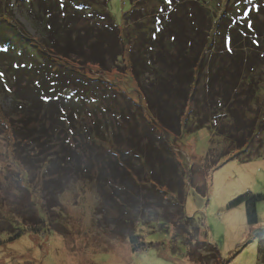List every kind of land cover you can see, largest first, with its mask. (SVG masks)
<instances>
[{"label":"rangeland","instance_id":"rangeland-1","mask_svg":"<svg viewBox=\"0 0 264 264\" xmlns=\"http://www.w3.org/2000/svg\"><path fill=\"white\" fill-rule=\"evenodd\" d=\"M156 1L159 0H78L83 12L73 18L70 24H67V28L72 32L84 31L90 36L93 33L105 43H109L110 36L107 31L111 30L110 24H115L122 30L130 24L135 28L142 20L146 27L158 30L159 25L156 26L157 22L160 23L158 18H162V14L166 13H163L165 5H161L164 8L160 10V3H155ZM187 1L188 10L185 9V12L182 11L180 14L187 13L196 20L195 23L191 22L192 31L188 29L189 32L186 33L181 31L174 33V30L169 28L172 38L178 39L176 45L171 46L170 52L157 51L161 48L158 46L163 44L158 41L163 36V32H159L161 34L154 38L151 34L147 35V39L145 35L140 34L137 45H135L136 41L132 40L129 46L125 39L121 42L123 46L121 57L119 56L114 63H107L105 68L89 62L83 64L75 56L54 58V61L48 56L46 60L50 65H55L59 61L60 67L65 66L67 69H62L59 77L52 79L51 83L40 82L41 91L38 92L39 96L33 108L36 111L42 110L40 96L43 92H51L61 99L68 92L65 90H68L69 86L71 89L81 91L88 83L93 85L90 78L102 80L100 81L102 83H99L102 88L116 90L108 94V99L115 93L118 102H123V98L117 93L122 91L138 102L141 78L127 58L128 55L143 56L145 50H151L152 45L146 49V43H151L152 38L156 41L155 52H162L163 55L165 53L166 57L172 56L173 60H180V63L184 64L183 70L181 68L185 73L183 76L190 75L188 63L198 56L197 51L200 47L202 51L207 52L209 60L220 58L223 48L233 49L231 54L244 55L243 64L252 62V60L248 62L249 59H255L260 69L255 70L254 74H249L245 69L242 74L248 75V79L243 83L238 81L234 84L228 100L225 98V93L215 86L212 92L208 89L205 93H200L206 97L204 103L200 102V104L208 105L204 116L208 115V118H211L209 125H198L192 129L186 127L180 136L172 138L175 136L173 133H169V136L173 135L170 142L174 146V157L179 162L182 173L180 180L184 214L190 219L188 230L198 241H206L215 246L223 264H258V240L255 231L264 227V125L262 124L264 107L260 106L259 109L253 93L258 85L263 86L264 89L263 0L250 3L251 14L260 11L261 15L258 16V21L262 24V35L258 38L248 36L241 27L239 32L237 31L241 24L240 17L227 18L226 13L221 14L225 9L233 8L235 0H207L212 5L211 9L217 11V15H214L210 9L213 16L211 29H208L210 39L205 35L208 25L207 23L203 25V22H207L205 14L208 13L206 9L208 2ZM40 3L42 4L41 0H0V52L6 48L12 51L16 49L13 48L16 45H21L18 38L12 37V29L18 33L19 38H23L22 41H32L36 46L42 45L43 28L33 12L39 8ZM230 14L233 15L232 12ZM166 24H160L163 25L164 36L169 33L166 31ZM200 24L203 27L197 28ZM202 45H206V49ZM218 48L221 51L216 55ZM157 54L153 52V59ZM149 57L148 54L146 58ZM1 59L0 53V72L4 73L3 78H0V90H2L0 91L2 111L0 112V215L26 216L27 211L24 213L22 210L26 208L28 199L34 198L33 202H37V205L33 208L43 210L42 218L45 225L41 229L35 228L37 229L35 231L24 229L19 225L18 228L22 233L14 239H9L10 234L7 232L0 233V264H198L188 255L184 240L174 231L173 225L166 226L153 221L144 225L134 221L125 224L122 220L117 221L119 218L117 213L111 215L109 212L107 218L102 217L101 213L97 214L95 183L81 186L80 183L83 182L72 183L73 179L70 178L71 182L67 183V189L61 194L60 202L59 199L54 198V192L49 195L41 189L40 179L43 181L44 179L37 177L39 174L37 168L42 163L38 160L31 161V158L28 161L13 135L20 127L21 116L14 113L7 92L13 90L10 85L16 77L12 78V74L9 73L10 65L2 64ZM176 64L178 70L179 63ZM16 76L17 80L21 78L20 73ZM218 92L224 95L222 99L214 98ZM262 93L264 94V91ZM239 99L241 102H237ZM261 101L259 99V102ZM193 102L198 106L196 99ZM192 105V101L187 103L185 116L191 112ZM85 110L86 118L93 120V111L100 116V109L98 107L95 109L90 102ZM257 115L261 116L260 121L257 120ZM181 116L183 119L184 114ZM66 117L68 119L61 120L63 123H60L59 119L51 123L55 128L60 127L59 130L65 133L69 141L68 146L74 149L76 142L84 141L87 144L88 130H93L94 134L99 133L101 136V133L108 128L117 131L120 127L117 121L118 125L115 128L110 118L107 120L102 117L94 127H90L89 120L83 123L77 113H69ZM195 120H199L198 117ZM222 134L224 136L228 134L231 138L226 139ZM105 135L106 140H110V132ZM103 141L98 137L95 143L89 140L88 146L96 149H100L98 147L101 146V149L104 146L106 148V144L103 146ZM74 149H71L72 157L77 159ZM54 160L56 164L64 162L60 155ZM96 165L97 169L98 166L102 167L100 161ZM81 170L82 167L79 168V172ZM102 173L106 176L105 183L120 182L118 177L114 178L116 176L111 174L109 168ZM108 191L115 193L111 188H108ZM246 192L263 196L256 202L258 222L252 226L247 222L245 204H230L238 195ZM47 198L49 203L56 202L57 206L55 208L47 206L44 203ZM109 200L113 203L111 197ZM132 235H136L138 237L136 242L138 244L143 242L145 248L134 251L129 240V236ZM201 251L205 254L204 249Z\"/></svg>","mask_w":264,"mask_h":264},{"label":"trees","instance_id":"trees-1","mask_svg":"<svg viewBox=\"0 0 264 264\" xmlns=\"http://www.w3.org/2000/svg\"><path fill=\"white\" fill-rule=\"evenodd\" d=\"M203 1L208 2L207 0ZM253 1L255 0H235L236 3L233 8L225 9L221 14L226 13L227 18L240 17L241 24H239L237 31L239 32L241 27V30L248 36L258 38L262 35V24L258 21V16L261 15L260 11L251 14L252 6L250 3ZM41 2L39 8L33 12L43 28L44 40L42 45L36 46L32 41H22L23 38H19L18 33L12 29V37L18 38L21 45H16L13 47L16 49H12V51L6 48L0 52L3 59H1L2 64L10 65L9 73L12 74V78L15 79L16 77V80L10 85L13 90L7 92L14 113L21 116L20 127L15 130L13 135L28 161L31 158V161L38 160L42 163L37 168L39 173L37 177L44 179V181L40 179L41 189L48 192L49 195L54 192V198L59 199L58 202H60L61 194L67 189V183L71 182L70 178L73 179L72 183L75 181L83 182L80 183L81 186L95 183L97 185L95 187L98 201L97 214L101 213L102 217L107 218L109 212L111 215L117 213L119 217L117 221L122 220L125 224L134 221L144 225L153 221L163 223L166 226L173 225L174 231L181 235L184 240L183 243L188 249V255L195 263L223 264L215 246L206 241H198L188 230L190 219L184 214V198L181 192L182 181L180 180L182 173L179 169V162L174 157V146L170 142V138L173 135L175 136L172 138L180 136L186 127L192 129L195 128L194 126L211 123L209 121L211 118H208V115L204 116V113H207L206 107L208 105L202 106L200 104V102L204 103L206 97L200 93L203 94L208 89L209 92H212L216 87L225 93V98L228 100L234 84L238 81L243 83L248 79V75L242 74L244 70L246 69L249 74H254L255 70L260 69V65L256 63L255 59H249L248 62L251 60L252 62L243 64L244 55L231 54L233 49L229 48L221 49L223 52L220 58L209 60L207 52L202 51V47H200L197 51L198 56H195L188 63L190 75L183 76L185 73L181 71V68L183 70L184 64H181L180 60H173L172 56L166 57L165 53L163 55L162 52H155L156 41L153 38L161 34L159 32H163L162 38L158 40L163 44L158 46L161 48L157 51L170 52L171 46L176 45L178 39L172 38L169 28H172L174 33L176 31L186 33L189 32L188 29L192 31L191 22L195 23L196 18L187 13L185 15L184 13L183 15L180 14L185 9L188 10L189 3L187 0H159L155 2L160 3V10L164 8L161 6L164 4L163 13H166L162 14V18L158 16V20H160V23L157 22L156 25H159L158 30L146 27L142 20L136 24L137 27L134 28L130 24L122 30L117 28L115 24H110L111 30L107 31L108 36H110L109 43H105L102 38L94 36L93 33L90 36L84 31L72 32L67 28V24H70L73 18L75 19L77 15L83 12L78 0H41ZM262 4L264 5V0ZM255 5L257 6V4ZM211 6L208 2L206 7L208 13L205 14L207 22H203V25L206 23L208 25L206 30L204 29L207 39H210L208 29H211L210 25L213 21ZM211 10L214 15H217V11ZM236 11L237 13H235ZM231 12L233 15L230 14ZM164 23H167L166 31L169 32L165 36L163 25H160ZM202 27L201 24L197 26V28ZM140 34L145 35L146 39L147 35L151 34L153 38L151 43H146V49L152 45L151 50H145L143 56L131 55L129 57L128 55L127 58L130 64L134 65V69L141 78L138 102L122 91H117V93L121 95L123 102H118L115 93L108 99V94L110 95L112 91L116 92V90L114 88V90H109L107 87L106 89L105 87L102 88L99 84L102 83L100 82L102 80L90 78L93 85L88 83L81 91L71 89L69 86V89L65 90L68 92L63 94L61 99L52 95L51 92H43L40 96V108L42 110H34L33 105L39 96L38 92L41 91L40 82L51 83L52 79L59 77L62 69H67L65 66L60 67L58 60H56L58 62L55 65H50L46 60L48 56L52 57L51 60L53 61L54 58L75 56L83 64L89 62L105 68L107 63H114L119 56L121 57L123 53V51L121 52L122 41L126 39L130 46L131 41L134 40L136 41L135 45H137ZM202 46L205 47L206 45ZM221 50L218 48L216 55ZM153 52L158 53L155 59H153ZM148 54L150 57L147 59ZM216 55L212 56L217 57ZM177 62L179 63L178 70L176 69ZM18 73L21 75L19 80L16 76ZM262 91H264L263 86L258 85L253 93L254 101L257 102L259 109L260 106L264 107ZM220 94L219 92L216 95L213 94L214 98L222 99L224 95ZM195 99L199 107L194 105L193 100ZM259 99L262 101L259 102ZM190 101L193 103L192 110H190L192 114L190 112L185 116L187 103ZM218 101L221 102L222 100ZM89 102L95 109L97 107L100 109V116H97L96 112L93 111V120L85 116L87 114L85 109ZM237 102H241V100L239 99ZM0 112L2 111L0 110ZM69 113H77L81 116L80 121L83 123L85 120H89L90 127H94L102 117L107 120L110 118L115 128L118 121L120 127L117 131L108 128L104 133H101V136L99 133L94 134L93 130L87 131L88 141L95 143L99 137V139L104 140L105 149H101L102 146L98 147L100 149H96L88 146V141L86 144V142L79 140H76L79 142H76L75 149L70 148L65 133L59 130L60 127L56 126L57 128H55L51 123L58 119L59 122L66 120ZM182 114H184L183 119ZM197 117L199 120H195ZM260 117L257 115L258 121H260ZM262 124L264 125V121ZM108 132L111 134L110 140H106L105 134ZM169 133H173V135L170 137ZM75 134L77 135V132ZM222 136L226 139L231 138L228 134L225 136L222 134ZM71 149L75 150L77 159L72 157ZM59 155L64 162L56 164L54 158ZM99 161L102 167L98 166L97 169L96 163ZM81 167L82 170L79 172ZM108 168L111 174L116 176L114 178L118 177L120 182L105 183L106 176L102 172ZM58 175L60 177H57ZM79 175L85 176L78 178ZM108 188H111L115 193H110ZM109 197L113 199V203L110 202ZM262 197V195L246 192L238 195L230 204L244 203L247 222L252 226L258 222L256 202ZM28 200L26 208L22 210L24 213L27 211L28 216L18 214V217L21 218L19 219L17 216L0 215V233H9V239L21 235L22 231L18 228L19 225H22L24 229L28 228L34 231L37 230L35 228L41 229L45 225L42 218L43 210L33 208L37 205V202H33L34 198ZM46 200L44 203L50 208L57 206L56 202L49 203L48 198ZM136 206L138 207L132 209ZM255 235L258 240L257 262L264 264V227L258 228ZM137 238L136 235L129 236L134 251L141 250L146 246L143 242L138 244ZM202 249L205 250V254L201 251Z\"/></svg>","mask_w":264,"mask_h":264},{"label":"snow or ice","instance_id":"snow-or-ice-1","mask_svg":"<svg viewBox=\"0 0 264 264\" xmlns=\"http://www.w3.org/2000/svg\"><path fill=\"white\" fill-rule=\"evenodd\" d=\"M4 73L0 72V78H3Z\"/></svg>","mask_w":264,"mask_h":264}]
</instances>
